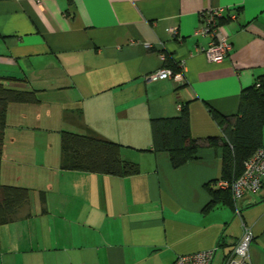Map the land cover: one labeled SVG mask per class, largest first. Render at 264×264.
<instances>
[{"label": "crops", "instance_id": "0c3cea01", "mask_svg": "<svg viewBox=\"0 0 264 264\" xmlns=\"http://www.w3.org/2000/svg\"><path fill=\"white\" fill-rule=\"evenodd\" d=\"M210 8L223 9L231 46L221 63L199 50L209 37L195 34ZM166 54L175 75L154 77ZM259 76L264 0H0L1 81L39 99L9 103L0 126V184L29 190L0 223V264H171L212 248L211 264H220L241 227L222 193L205 208L221 176L222 148L208 138L223 134L211 111L235 115L241 90ZM182 104L200 146L173 167L167 152L152 150L150 121L178 116ZM43 115L58 135L119 143L139 172L62 169L60 148L51 153L47 137L36 158L43 129L16 124ZM238 206L253 233L249 260L264 264V184Z\"/></svg>", "mask_w": 264, "mask_h": 264}, {"label": "trees", "instance_id": "16d2710c", "mask_svg": "<svg viewBox=\"0 0 264 264\" xmlns=\"http://www.w3.org/2000/svg\"><path fill=\"white\" fill-rule=\"evenodd\" d=\"M167 66L176 71L175 63L165 55ZM0 77V126H3L9 103H38L36 91L7 87ZM12 79V78H11ZM212 117L220 126L223 137H209L210 146L222 148V179H234L247 160L262 143L264 128V76H259L249 86L243 88L239 96L238 110L235 115L225 116L211 111ZM152 150L165 151L170 163L178 167L197 156L200 146L193 137L189 126L187 105L182 104L180 114L170 118H152L150 121ZM218 141V142H217ZM121 145L90 133L62 130L60 133V168L104 173L116 176H129L139 172L136 163L120 156ZM0 223L6 221L12 210L29 196L28 188L1 185ZM211 200L205 208H211L222 193L223 200L233 205L229 190H210Z\"/></svg>", "mask_w": 264, "mask_h": 264}, {"label": "built area", "instance_id": "2783aa9c", "mask_svg": "<svg viewBox=\"0 0 264 264\" xmlns=\"http://www.w3.org/2000/svg\"><path fill=\"white\" fill-rule=\"evenodd\" d=\"M223 15L222 8H210L202 11L195 34L209 37L206 47L199 50L206 58L214 63H221L228 56L230 42L221 31L220 19ZM169 33L174 35L176 29L170 28ZM162 60L166 63L165 55ZM175 73L167 66L154 74V77L166 79ZM264 184V147L256 151L244 161L241 174L234 179H218L217 186L222 190H229L232 196L235 215L240 219L241 235L233 249L220 264H253L249 260V249L253 240V233L242 219L238 201L244 196L258 192ZM216 248L197 251L177 256L171 264H211Z\"/></svg>", "mask_w": 264, "mask_h": 264}, {"label": "rangeland", "instance_id": "374dc122", "mask_svg": "<svg viewBox=\"0 0 264 264\" xmlns=\"http://www.w3.org/2000/svg\"><path fill=\"white\" fill-rule=\"evenodd\" d=\"M35 123H23L20 121V123H17L16 126H37L42 131V133L38 134V137H36V140L34 141L35 144L33 145L34 147V152L36 155V158H42L44 153H45V145H42V142L44 141V137H47V143H50L51 145V153H57L60 148V134L58 135L56 133V127L55 124L48 125L45 121L44 115L42 116L41 120L34 121ZM50 126V127H49ZM44 130L46 131L47 135L44 134ZM51 130V131H50ZM49 137V139H48ZM238 218V217H237ZM239 219V218H238ZM240 220V219H239Z\"/></svg>", "mask_w": 264, "mask_h": 264}]
</instances>
